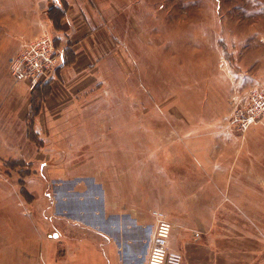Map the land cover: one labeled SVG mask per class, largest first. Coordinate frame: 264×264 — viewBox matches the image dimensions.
Returning <instances> with one entry per match:
<instances>
[{
	"label": "rangeland",
	"instance_id": "374dc122",
	"mask_svg": "<svg viewBox=\"0 0 264 264\" xmlns=\"http://www.w3.org/2000/svg\"><path fill=\"white\" fill-rule=\"evenodd\" d=\"M80 1L114 46L97 87L48 132L35 121L45 90L16 81L10 65L44 33L67 55L55 33L68 2L0 0V114L31 101L14 138L0 131V176L14 173L27 198V176L48 178L42 163H77L74 193L84 199L70 209H90L103 182L116 213L163 211L171 249L187 242L264 264V132L236 129L227 103L264 88V0ZM149 239L133 244L131 264H145Z\"/></svg>",
	"mask_w": 264,
	"mask_h": 264
},
{
	"label": "crops",
	"instance_id": "0c3cea01",
	"mask_svg": "<svg viewBox=\"0 0 264 264\" xmlns=\"http://www.w3.org/2000/svg\"><path fill=\"white\" fill-rule=\"evenodd\" d=\"M66 1L61 28L55 33L58 43L66 46V60L56 68L47 84L41 85L45 94L35 119L40 125L38 128H47L48 132L53 123L69 121L79 100L97 87L101 62L114 46L107 28L100 26L87 2ZM21 83L26 85L24 81ZM246 102L244 97L227 103L229 110L231 107L233 110ZM30 108L31 101H14V112L0 114V131L9 127V136L14 138V130L19 128L16 123L24 122ZM3 121L9 125H3ZM254 131L264 132V113L244 132L252 136ZM41 165L48 171V178L27 176L24 180L31 193L27 198L19 194L14 173L11 177L0 176V264H131L133 244L147 243L155 218L149 213L129 210L116 213L110 209L109 202H114V198L103 189V182L102 188L90 195L93 203L90 209L82 208V204L70 209L64 203H81L84 199L74 193L78 180L72 171L80 167L73 162H57L47 168L45 163ZM49 186L56 187L55 192L49 191ZM64 188L71 190L66 194L62 192ZM177 248L186 257L184 261L183 256L182 264H242L241 260L217 255L209 247H192L184 242ZM208 249L210 253L206 255ZM193 251L203 255L192 256Z\"/></svg>",
	"mask_w": 264,
	"mask_h": 264
},
{
	"label": "built area",
	"instance_id": "2783aa9c",
	"mask_svg": "<svg viewBox=\"0 0 264 264\" xmlns=\"http://www.w3.org/2000/svg\"><path fill=\"white\" fill-rule=\"evenodd\" d=\"M66 60L63 47L54 45L49 34H41L27 41L11 62L10 69L16 81L27 82L34 90L48 81L55 69ZM264 113V88L252 90L247 103L235 107L230 117L231 125L240 131L252 126ZM153 233L148 242L145 264H182V254L169 246L171 223L163 211L153 209Z\"/></svg>",
	"mask_w": 264,
	"mask_h": 264
},
{
	"label": "trees",
	"instance_id": "16d2710c",
	"mask_svg": "<svg viewBox=\"0 0 264 264\" xmlns=\"http://www.w3.org/2000/svg\"><path fill=\"white\" fill-rule=\"evenodd\" d=\"M47 83L45 82L42 86H44V85H46ZM41 85H38L35 89H34V91H38L41 87H40ZM41 100V97H39V100L38 101H40Z\"/></svg>",
	"mask_w": 264,
	"mask_h": 264
}]
</instances>
